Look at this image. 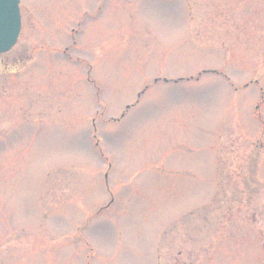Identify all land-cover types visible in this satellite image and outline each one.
I'll return each instance as SVG.
<instances>
[{"label":"rangeland","instance_id":"rangeland-1","mask_svg":"<svg viewBox=\"0 0 264 264\" xmlns=\"http://www.w3.org/2000/svg\"><path fill=\"white\" fill-rule=\"evenodd\" d=\"M20 12L0 56V264H264V0Z\"/></svg>","mask_w":264,"mask_h":264},{"label":"water","instance_id":"water-1","mask_svg":"<svg viewBox=\"0 0 264 264\" xmlns=\"http://www.w3.org/2000/svg\"><path fill=\"white\" fill-rule=\"evenodd\" d=\"M20 33V0H0V55L13 49Z\"/></svg>","mask_w":264,"mask_h":264},{"label":"flooded vegetation","instance_id":"flooded-vegetation-1","mask_svg":"<svg viewBox=\"0 0 264 264\" xmlns=\"http://www.w3.org/2000/svg\"><path fill=\"white\" fill-rule=\"evenodd\" d=\"M261 107L257 106L255 116L260 123L259 129H255L256 140L251 153V172L250 179L259 180L264 176V115L260 112ZM263 152V154H262ZM249 174V173H248ZM237 175H241L240 172Z\"/></svg>","mask_w":264,"mask_h":264}]
</instances>
